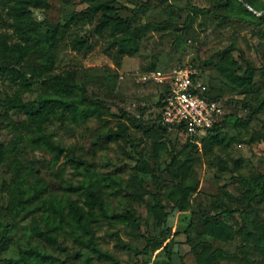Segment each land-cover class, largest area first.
<instances>
[{
  "label": "rangeland",
  "instance_id": "1",
  "mask_svg": "<svg viewBox=\"0 0 264 264\" xmlns=\"http://www.w3.org/2000/svg\"><path fill=\"white\" fill-rule=\"evenodd\" d=\"M145 1L113 0L115 6L125 7L122 16L134 25L147 27L139 41L131 45L132 53L117 59V46L109 45L107 34L91 35L93 47L87 54L69 47L60 53L54 71L77 70V79L86 84L88 96L103 101L104 106L95 114L73 116L67 111L60 114L57 109L39 131L26 112L36 108L34 101L52 90L41 79L30 80V88L25 90L0 76L3 97L19 90L27 102L24 108L10 113L0 110V142L8 148L5 161L0 163V234L6 224L12 223L7 202L15 174L22 193L41 188L1 245L0 264H21L20 249L36 243L64 259L65 264H194L200 240L212 247L223 246L256 264L264 261L254 246L257 227L264 232V196L260 194L264 180V108L252 112L253 105L264 101V67L260 68L264 66V24L226 16L224 0H148L143 4ZM256 1L264 7V0ZM87 5L88 0H49L47 8H34L32 13L38 20L64 23ZM194 5L201 11L195 13ZM249 9L264 14V9ZM190 17L193 21L189 24ZM93 26L80 27V33L90 34ZM2 31L12 33V27L0 6ZM248 65L258 68L249 86L229 77L243 76ZM185 66L195 70L205 91L224 104L225 125L216 137L206 133L192 137L158 127L163 83L144 80L143 76L154 72L165 80L171 70ZM127 114L151 123L150 128L145 132L129 126ZM248 115L247 124L236 122L237 117L245 119ZM120 125L127 126L126 130L121 131ZM45 140L63 147V153L54 158ZM13 147L16 152L12 156ZM174 157L177 163L170 165ZM188 157L192 159L188 174L195 179L191 180L195 189L188 206L178 209L168 196L163 197L168 216L166 224H157L148 210L154 203L151 192L156 184L150 173L138 169V161H148L156 174L174 180L179 164ZM74 161L81 163L76 166ZM90 179H95L94 190L104 197L109 212L129 211L134 215L128 222L99 217L94 224L97 245L112 259L99 257L85 246L82 237L70 232L69 226L54 243L32 231L34 217L43 215L42 199L46 207L52 198H59L61 203L69 199L82 202L84 194L75 186ZM236 207L245 212L224 215L223 219L243 233L228 243L205 234L204 215ZM166 226L170 229L168 238L163 233ZM147 241L150 244L145 250ZM243 244L247 247L242 250L239 246ZM238 257L222 259L218 264H245Z\"/></svg>",
  "mask_w": 264,
  "mask_h": 264
},
{
  "label": "trees",
  "instance_id": "2",
  "mask_svg": "<svg viewBox=\"0 0 264 264\" xmlns=\"http://www.w3.org/2000/svg\"><path fill=\"white\" fill-rule=\"evenodd\" d=\"M148 2L145 1L143 4ZM244 3H248L256 10L264 9L256 0H224L223 7L228 11L226 16H235L243 20H250L258 25L264 24V14L257 15ZM0 6L5 10L7 20L12 27V33L5 31L0 32V76L10 79L20 85L22 89L30 88V80L41 79L42 83L52 90L51 94L42 95L38 100L34 101L37 105L33 110L27 111L26 116L30 119L35 127L41 131L45 122L51 120L60 109V114L67 111L68 114L78 116L81 114H95V112L104 106L103 101L95 98L91 99L87 94V87L84 82L77 79V70L63 69L55 72L54 69L58 62L60 53L65 47L72 50L87 54L93 47L90 41L91 35L107 34L110 46H117L116 50L119 59L126 53H132V44L139 41L141 34L146 30V25H134L128 18L121 15L124 6H115L113 0H88V5L79 11L74 12L68 21L51 22L47 19L38 20L33 16L34 8H47L49 0H0ZM194 12L198 13L201 9L193 6ZM136 10V9H134ZM98 21L94 24L96 17ZM193 21L190 17L189 24ZM85 25H94L92 31L88 35L80 33V27ZM154 67V63L150 68ZM264 66L260 67L263 68ZM257 67L248 65L245 74L241 77L229 75L239 85L244 87L252 83V76ZM29 74L30 77H27ZM205 94L211 98L217 97L205 91ZM162 95L160 94V99ZM160 99L158 105L160 106ZM264 101L258 105H253V111L257 112L264 108ZM27 102L23 99L21 91L16 90L12 94L1 95L0 89V110L4 113H10L13 110H19L26 106ZM251 115L245 119L237 117L236 122L247 124ZM156 119H158V127L166 131L169 126L160 120V111ZM127 120L129 126L141 128L145 132L150 128L151 123H144L140 119L128 115ZM224 118L209 128L206 135L215 136L222 130L225 125ZM125 125H120L121 131L126 130ZM173 129L185 132L181 126H175ZM116 134L119 131H114ZM44 143L53 151L54 158H58L63 153V147L56 145L53 141L45 140ZM16 149L11 148L13 156ZM8 155L7 146L0 142V163H3ZM73 161V159H71ZM76 166L81 162L74 161ZM17 163V172L20 169ZM175 157L170 165H176ZM192 165L191 157H188L179 164L178 172L174 176V180L162 178L154 172L153 167L148 161L139 159L137 167L139 170L150 173L156 184L155 191L151 192L154 203L148 206L149 212L153 215L157 224H166L168 212L164 209L162 199L168 196L173 205L178 209H185L189 203V195L194 191L195 186L188 174V170ZM108 176H103V179ZM242 179V178H241ZM111 181L116 179L110 177ZM14 189L7 207L11 212L12 223L4 226L0 234V247L10 236V231L17 218L30 208L32 199L41 192V188L34 187L32 192L22 193L19 189V177L15 174L13 179ZM96 184L95 179L81 182L75 186V189L84 194L82 202L77 199H69L66 203H61L59 198H52L46 207V200L42 199L40 208L43 215L34 217L32 224L33 234L42 237L49 242H56L57 235L66 231L65 226H69V230L76 237H82L86 247L94 251L99 257L102 255L112 259V255L103 251L98 245L95 237L94 224L98 222L99 217L109 219H122L130 221L133 214L129 211L125 212H109L104 197L94 190ZM264 196V180L260 192ZM250 206V205H248ZM65 209H67L65 211ZM244 209L225 208L221 211H214L204 215V232L206 235L218 239L219 241L228 243L232 241L237 234L243 233L241 228H235L232 224L223 219L224 215L235 216L236 213L243 214ZM169 227L166 226L163 233L168 238L170 235ZM178 234V231H176ZM149 241L145 246V250L149 246ZM199 249L195 250L196 263L194 264H218L222 259L237 258L235 252L227 251L223 246L212 247L204 240H200ZM254 246L259 255L264 257V232L257 227L254 236ZM246 244L240 245V249H245ZM19 260L21 264H65V260L61 257L49 252L45 247L38 243L29 248L20 249ZM245 264H256V261L247 257H238ZM257 264H264V261H258Z\"/></svg>",
  "mask_w": 264,
  "mask_h": 264
},
{
  "label": "built area",
  "instance_id": "3",
  "mask_svg": "<svg viewBox=\"0 0 264 264\" xmlns=\"http://www.w3.org/2000/svg\"><path fill=\"white\" fill-rule=\"evenodd\" d=\"M190 66L171 70L166 81L159 73L144 75L163 83L160 99V120L169 128L181 126L190 136L206 133L224 118V104L205 94L202 83Z\"/></svg>",
  "mask_w": 264,
  "mask_h": 264
},
{
  "label": "water",
  "instance_id": "4",
  "mask_svg": "<svg viewBox=\"0 0 264 264\" xmlns=\"http://www.w3.org/2000/svg\"><path fill=\"white\" fill-rule=\"evenodd\" d=\"M245 5L247 6V7H249V8H252L249 4H247V3H245Z\"/></svg>",
  "mask_w": 264,
  "mask_h": 264
}]
</instances>
